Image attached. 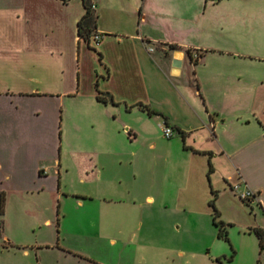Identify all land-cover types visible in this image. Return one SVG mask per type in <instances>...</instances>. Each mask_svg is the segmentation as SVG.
Wrapping results in <instances>:
<instances>
[{"label":"crops","instance_id":"0c3cea01","mask_svg":"<svg viewBox=\"0 0 264 264\" xmlns=\"http://www.w3.org/2000/svg\"><path fill=\"white\" fill-rule=\"evenodd\" d=\"M92 1L88 40L79 30L84 0H0V199L9 185L33 192L61 183L73 163L101 182V154L124 160L120 142L150 138L155 118L178 133L179 177L196 186L206 177L212 193L245 183L263 213L252 226H264V54L245 49L248 13L232 17L240 4L232 0H134L129 18L111 0ZM154 41L179 47L167 57L148 49ZM99 90L115 102L99 100Z\"/></svg>","mask_w":264,"mask_h":264},{"label":"rangeland","instance_id":"374dc122","mask_svg":"<svg viewBox=\"0 0 264 264\" xmlns=\"http://www.w3.org/2000/svg\"><path fill=\"white\" fill-rule=\"evenodd\" d=\"M111 2L126 8L131 18L134 0ZM250 2L242 7L233 3L228 11L232 17L248 13L253 21L245 49L264 54V0ZM151 45L170 57L169 45ZM146 124L150 138L143 133L128 145L119 140L124 160L101 154L108 164L101 182L71 161L68 179L61 183L33 192L9 185L2 205L0 199V264H264V250L250 231L263 215L257 205L252 207L236 191H219L218 219L226 222L229 238L220 236L208 178L192 185L174 169L181 161L180 142L172 140L177 131L166 135L155 118ZM70 140L72 147L82 145ZM151 140L155 147H148ZM98 145L95 139L88 144L97 150ZM79 155L70 156L89 158ZM107 179H115L113 185ZM148 193L155 195L154 204L146 200Z\"/></svg>","mask_w":264,"mask_h":264},{"label":"trees","instance_id":"16d2710c","mask_svg":"<svg viewBox=\"0 0 264 264\" xmlns=\"http://www.w3.org/2000/svg\"><path fill=\"white\" fill-rule=\"evenodd\" d=\"M84 1H85L86 13L82 16V18L79 21V30H80L81 36L90 40L91 32L96 27V15L94 12L95 8L93 7V1L92 0H84ZM168 45L172 49H176L179 47V45L177 43H173V42L168 43ZM97 98L99 100L104 101V102H108V101L115 102L113 99V96L109 92L102 91V90L98 91ZM213 194H214V197L210 199L209 203L214 208V222L219 226V235L224 236L226 238H229L228 237V230L226 228V222L221 218L218 219L220 216V211L216 205V199L218 197V191L213 189ZM2 204H3V199L1 200V205ZM250 231H254L257 234L258 239H259L260 251L262 252L264 250V226H261V225L251 226ZM259 261H260V259H259ZM259 264H260V262H259Z\"/></svg>","mask_w":264,"mask_h":264},{"label":"built area","instance_id":"2783aa9c","mask_svg":"<svg viewBox=\"0 0 264 264\" xmlns=\"http://www.w3.org/2000/svg\"><path fill=\"white\" fill-rule=\"evenodd\" d=\"M93 7H95V3H93ZM103 34L99 31H95L94 33V39L98 42L101 38H102ZM148 49L150 51H154L155 50V46L154 45H149ZM163 132L168 135V136H172L174 134V128L169 125V124H165L163 126ZM233 189L236 191V193H238L240 195V197H242L243 199L247 200L251 205H253L256 202L257 199V193L255 190L251 189L248 185H246L245 183L243 184V182L239 181L237 183L233 184Z\"/></svg>","mask_w":264,"mask_h":264},{"label":"water","instance_id":"95a60500","mask_svg":"<svg viewBox=\"0 0 264 264\" xmlns=\"http://www.w3.org/2000/svg\"><path fill=\"white\" fill-rule=\"evenodd\" d=\"M174 64H176V65H181V64H182L181 59H179V58H175V59H174Z\"/></svg>","mask_w":264,"mask_h":264}]
</instances>
